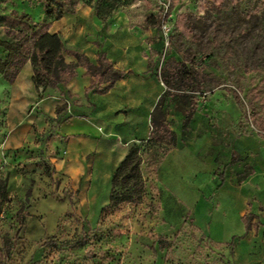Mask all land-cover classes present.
<instances>
[{"label": "rangeland", "instance_id": "1", "mask_svg": "<svg viewBox=\"0 0 264 264\" xmlns=\"http://www.w3.org/2000/svg\"><path fill=\"white\" fill-rule=\"evenodd\" d=\"M122 2L119 12L141 30L145 18L164 8V30L146 33L148 56L159 63L170 54L188 59L201 72L200 115L183 140L206 128L213 137L219 132L229 139L245 135L264 141V0ZM12 10L36 22L43 14L38 0H0V13ZM181 14L190 38L176 29ZM7 110V87L0 81V264H234L235 216L220 226L201 217L200 208L178 202L177 187L186 179L172 174L167 163L158 174L162 202L158 189L150 188L142 203L123 204L90 220L80 213L74 190L30 188L34 178L2 147ZM179 118L172 113L168 123L181 139ZM135 145L147 151L145 143ZM229 150L226 146L223 158ZM188 212L204 225L197 226Z\"/></svg>", "mask_w": 264, "mask_h": 264}, {"label": "crops", "instance_id": "2", "mask_svg": "<svg viewBox=\"0 0 264 264\" xmlns=\"http://www.w3.org/2000/svg\"><path fill=\"white\" fill-rule=\"evenodd\" d=\"M151 28L132 27L129 16L119 10L98 18L89 6H78L51 23L48 33L61 38L68 51L64 53L67 63H76L71 52L91 63L103 56L123 73L105 93L91 89L94 79L82 65L66 84L48 89L42 97L32 82L29 61L12 84L0 78L8 96L3 150L15 154L17 163L34 178L30 188L74 190L78 209L87 220L108 205L113 172L131 147L149 139L152 114L167 89L155 71L159 62L145 48ZM4 37L0 27V38ZM197 107L186 131L200 115ZM172 113L179 115L180 124L181 113ZM203 130L183 140L179 127L180 145L169 150L155 171L144 170L146 188H157L160 193L158 174L167 163L172 174L186 179L177 187L181 188L178 202L192 210L200 208L201 217L220 226L235 216L233 263L264 264V141L245 135L229 139L219 132L213 137L211 129ZM226 146L230 152L223 158ZM39 149L49 170L39 163ZM187 214L197 226L204 225L194 213ZM248 215L246 231L244 217Z\"/></svg>", "mask_w": 264, "mask_h": 264}, {"label": "trees", "instance_id": "3", "mask_svg": "<svg viewBox=\"0 0 264 264\" xmlns=\"http://www.w3.org/2000/svg\"><path fill=\"white\" fill-rule=\"evenodd\" d=\"M43 10L41 20L34 21L27 13L12 10L0 13V27L4 29V38H0V78L12 84L22 66L29 61L32 69V82L42 97L48 89H55L66 84L74 75L78 65L84 66L86 73L94 79L91 89L105 93L112 85L123 77V73L115 70L111 64L100 56L95 63L89 62L82 55L71 52L76 63H67L64 53L68 52L57 34L48 33L53 21L59 20L64 14L74 12L78 6L91 7L98 18H107L122 5V0H38ZM159 8L156 14L148 16L147 27L156 28L161 32L163 27L162 14ZM185 17V16H184ZM186 18V17H185ZM176 29L192 37L190 27L186 25L183 15L175 21ZM70 52V51H69ZM164 53V50H163ZM155 71L166 86L153 114L152 131L145 142L147 151L142 152L138 145H133L115 169L111 179L109 203L103 212L116 210L123 204H139L144 201L147 192L144 170L155 171L161 160L170 149L178 146L176 133L170 128L167 116L171 112L182 115L180 132L185 135L186 128L197 106V93L201 87V72L196 69L193 61L177 60L168 55L161 63H156ZM103 85H100V84ZM37 156L47 170L49 165L43 158L42 149ZM250 215L244 217L245 230H249ZM154 247V246H153Z\"/></svg>", "mask_w": 264, "mask_h": 264}, {"label": "built area", "instance_id": "4", "mask_svg": "<svg viewBox=\"0 0 264 264\" xmlns=\"http://www.w3.org/2000/svg\"><path fill=\"white\" fill-rule=\"evenodd\" d=\"M162 27H163V29H162V31L164 30V28H165V26H164V22H163V24H162Z\"/></svg>", "mask_w": 264, "mask_h": 264}]
</instances>
